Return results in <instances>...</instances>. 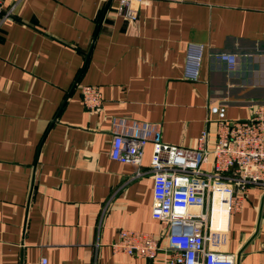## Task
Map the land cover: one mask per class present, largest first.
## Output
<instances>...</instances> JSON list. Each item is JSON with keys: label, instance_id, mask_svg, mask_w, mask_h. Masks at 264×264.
I'll use <instances>...</instances> for the list:
<instances>
[{"label": "crops", "instance_id": "obj_1", "mask_svg": "<svg viewBox=\"0 0 264 264\" xmlns=\"http://www.w3.org/2000/svg\"><path fill=\"white\" fill-rule=\"evenodd\" d=\"M77 82L97 85L98 109ZM217 103L226 119L264 105V0H145L132 15L118 0H2L0 264H161L110 246L120 228L166 231L150 214L151 141L139 164L110 158L112 121L181 146L205 127L211 144ZM262 194L248 184L226 216L213 206V247L245 243L237 264H264Z\"/></svg>", "mask_w": 264, "mask_h": 264}, {"label": "built area", "instance_id": "obj_2", "mask_svg": "<svg viewBox=\"0 0 264 264\" xmlns=\"http://www.w3.org/2000/svg\"><path fill=\"white\" fill-rule=\"evenodd\" d=\"M118 2L132 15L145 0ZM214 56L229 67L236 58L226 52ZM76 87L86 109L100 107L97 85L77 82ZM209 110L215 114L213 141L208 143V129L203 127L193 146L162 142L153 123L113 119L110 158L139 164L144 145L151 141L147 169L152 179L150 214L166 226L162 237L120 228L110 243L114 251L158 258L161 264H235L234 252L213 247L225 239V226L213 224L212 209L214 205L224 208L226 214L237 209L248 184H259L264 191V105L257 104L243 119H226L219 103ZM40 263H46L44 257Z\"/></svg>", "mask_w": 264, "mask_h": 264}, {"label": "water", "instance_id": "obj_3", "mask_svg": "<svg viewBox=\"0 0 264 264\" xmlns=\"http://www.w3.org/2000/svg\"><path fill=\"white\" fill-rule=\"evenodd\" d=\"M263 197H264V194L261 195L260 200H259V205H258V210H259V212H260V209H261V207H262V200H263ZM256 229H257V223H256V225H255V229H254V231H253L252 234H254V232H255ZM252 234L250 235V237L252 236ZM250 237H249V238H250ZM248 240H249V239H248ZM244 244H245V243H244ZM244 244H243V245H244ZM243 245H241V246L237 249V251L235 252V264H237V259H238L239 253H240V251H241Z\"/></svg>", "mask_w": 264, "mask_h": 264}, {"label": "rangeland", "instance_id": "obj_4", "mask_svg": "<svg viewBox=\"0 0 264 264\" xmlns=\"http://www.w3.org/2000/svg\"><path fill=\"white\" fill-rule=\"evenodd\" d=\"M223 207H225V206H223ZM219 210H220V212H219ZM216 213H218V214H217V218H218V216H219L220 214H221V215L224 214V213L226 214V211L224 210V208H223V209L220 208V209H218V211H217Z\"/></svg>", "mask_w": 264, "mask_h": 264}]
</instances>
